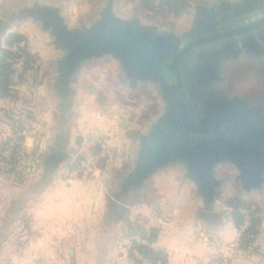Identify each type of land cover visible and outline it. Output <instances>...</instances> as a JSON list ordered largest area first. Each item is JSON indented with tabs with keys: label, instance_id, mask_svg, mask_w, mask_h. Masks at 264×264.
<instances>
[{
	"label": "water",
	"instance_id": "obj_1",
	"mask_svg": "<svg viewBox=\"0 0 264 264\" xmlns=\"http://www.w3.org/2000/svg\"><path fill=\"white\" fill-rule=\"evenodd\" d=\"M114 1L100 0L93 15L77 19L38 2L2 5L0 46L13 26L30 21L59 56L47 65L57 108L47 166L67 159L84 75L102 66L130 94L125 99L146 97L152 108L136 124L138 150L118 176L115 212L123 213V201L155 172L176 164L194 183L204 220L217 219L213 206L230 194L258 198L264 210V0L192 4L184 22L167 25L139 7L119 18ZM218 167L233 176L222 178ZM132 232L145 237L137 226Z\"/></svg>",
	"mask_w": 264,
	"mask_h": 264
},
{
	"label": "crops",
	"instance_id": "obj_2",
	"mask_svg": "<svg viewBox=\"0 0 264 264\" xmlns=\"http://www.w3.org/2000/svg\"><path fill=\"white\" fill-rule=\"evenodd\" d=\"M204 1L214 0H189L180 16L163 19L182 23L189 6ZM34 2L58 7L71 19L87 15L82 8L87 0H0V18L2 5ZM137 4L115 0V14L126 19L138 7L150 13L141 3ZM13 32L26 37L30 52L38 57L36 74L28 76L21 86L36 84L42 96H33L30 101L19 94L14 101L0 99V142L11 132V117L30 115L31 129L24 137L23 148L33 159L27 174L0 172V264H133V242L164 253L165 264H264V210L259 199L244 200L230 194L213 206L211 212L217 219L204 220L199 216L204 211L203 203L180 164L160 169L139 191H132L123 201V213L113 210L110 200L119 199L118 176L126 160L133 162L137 154L136 124L144 114L142 107L127 105L130 117H137L126 126L120 110L116 109L114 116L90 113V97L77 96L69 124L67 154L91 151L100 145L102 150L111 149V155L89 177L68 178V158L55 168L48 167L46 160L55 137L57 108L53 96H48L51 76L47 65L59 56L46 47L38 26L30 21L13 26L8 34ZM31 39L33 48L29 44ZM4 46L3 41L0 47ZM141 99L140 106L142 101L148 103L146 97ZM34 126L39 130L36 140L30 135ZM216 171L222 178L234 174L233 169L226 167ZM235 198L250 205L261 220L254 248L248 251L238 247L239 229L227 207V202ZM134 226L145 232L143 239L132 232Z\"/></svg>",
	"mask_w": 264,
	"mask_h": 264
},
{
	"label": "rangeland",
	"instance_id": "obj_3",
	"mask_svg": "<svg viewBox=\"0 0 264 264\" xmlns=\"http://www.w3.org/2000/svg\"><path fill=\"white\" fill-rule=\"evenodd\" d=\"M100 0H87V4H85L82 8H85L87 10V15L86 16H91L94 13L95 7H97V5L99 4ZM133 3H135V5L138 6L137 2H139V0H131ZM195 2H197V0H195ZM140 5V4H139ZM145 7V6H144ZM85 16V17H86ZM147 16L153 17V18H157L159 19L163 24H168L169 22H167L165 19H163L162 14H160V12H147ZM76 17V16H75ZM26 38V37H25ZM30 44V48H33L34 45V41L31 39V41L29 42ZM264 69V68H263ZM262 69V70H263ZM260 70V72L262 71ZM114 76L112 75V73L110 71H108V69L102 67V66H96L95 68H92L91 70H89L85 75H84V79H83V83L84 85L81 86V92L83 94V96H87L89 98V104L87 105V112H99L100 114H105L108 116H114L115 114H117V110H120L121 112V116H122V122L125 124L126 121L128 124H126V126H129V122L133 121L136 119L137 115H135V117H130V112L127 111L126 107H130V108H134V107H142V109L147 110L149 108V110H152V108L150 109V104L146 103L144 101L143 104H141L140 106V101L143 100L141 98L137 99V101L135 102H129V100L125 99L126 96H129L130 94L128 93H124L123 91L121 92V90L119 89V85L117 83V80L113 78ZM259 83H262V86L264 87V73L262 71L261 75L259 76ZM126 87V86H125ZM16 90L19 91L18 94L21 98H25L27 100H31V98L33 96H42V93L39 92V90H37V85L33 84L31 87L28 85L27 86H16ZM140 96V95H139ZM143 96V95H141ZM104 98V99H103ZM128 105V106H127ZM145 112V111H144ZM138 114V113H136ZM19 118L11 117V121L13 122V127L11 128V132L8 135V137L4 140L0 142V148H2L3 150H6V148H8V146L10 144H12L13 146H15L16 143V139L19 136H24L28 135L27 131L29 129H31V124L32 121L31 120H26V118ZM15 123H18V126L15 125ZM25 123L26 126V130L20 129L18 130L19 124L23 125ZM30 125V126H29ZM25 128V127H24ZM31 132V130H30ZM34 139H38L39 137V130H37V128H32V132L31 134ZM23 146V144H22ZM88 145H85V148H87ZM13 149V147H12ZM47 150V149H46ZM77 150V149H76ZM105 151H107L108 155H111V152H109L110 150L104 149ZM48 152V150H47ZM83 151H75V152H70L68 154V159L66 160V162L70 159L71 154L76 155V154H80ZM87 152V151H84ZM31 154H28L27 152H25V149L23 148V152L20 155V161L19 164L15 167V169L13 170V172L11 174L6 173L5 171H8L10 169V166L8 164V160L9 158H3L0 157V172L5 173L7 175H19V174H27L28 170L30 169V167H32V162L33 159L30 156ZM35 158V157H34ZM113 159V158H112ZM261 204V203H260Z\"/></svg>",
	"mask_w": 264,
	"mask_h": 264
},
{
	"label": "trees",
	"instance_id": "obj_4",
	"mask_svg": "<svg viewBox=\"0 0 264 264\" xmlns=\"http://www.w3.org/2000/svg\"><path fill=\"white\" fill-rule=\"evenodd\" d=\"M170 1H172V3H167V6L169 4L171 10L179 11L181 2L178 0ZM4 45L5 46L3 48L0 47V99L14 101L18 99L16 86L24 84L28 76L31 74H36L38 57L30 52L27 45V39L18 32L9 33L4 39ZM20 60H22L21 70L17 75V80L14 81L13 77L16 73L17 64ZM24 118L29 120L30 115L25 114ZM15 125L18 126V123H15ZM27 128L25 123L23 125L19 124L18 130H26ZM23 140L24 136H19L16 139L15 146H13L12 149L11 157L8 160L10 169L5 171L6 173L11 174L15 167L19 164V157L23 152ZM91 151H102V147L99 145L91 149ZM105 162L106 160L102 162L101 166H103ZM227 207L231 210V216L237 229H240L244 222V215L241 213V211L243 209L249 210V226L241 235L238 242V247L243 251L253 249L257 235L259 233V226L261 222L260 217H258L255 211L251 210L250 205H247L236 198L230 199L227 202ZM131 248L132 250H136V252L153 263L159 262L161 264H165L166 262V255L164 253L150 249L146 245L133 242ZM133 264L142 263L133 256Z\"/></svg>",
	"mask_w": 264,
	"mask_h": 264
},
{
	"label": "built area",
	"instance_id": "obj_5",
	"mask_svg": "<svg viewBox=\"0 0 264 264\" xmlns=\"http://www.w3.org/2000/svg\"><path fill=\"white\" fill-rule=\"evenodd\" d=\"M22 60H20L17 64L16 73L13 77V80H17V75L21 70ZM13 145L10 144L6 150L0 148V157L10 158L12 154ZM109 157L108 153L105 150L93 152H81L80 154L73 155L71 154L70 159L68 160V164L66 165L67 177L70 179H77L81 177H89L93 175L97 170H99L102 166V162L107 160ZM241 213L244 215L243 225L240 227L238 231V237L240 238L243 232L249 226V211L247 209H243ZM132 254L140 261L142 264H161V263H153L150 260L146 259L142 255H140L136 250H132Z\"/></svg>",
	"mask_w": 264,
	"mask_h": 264
},
{
	"label": "flooded vegetation",
	"instance_id": "obj_6",
	"mask_svg": "<svg viewBox=\"0 0 264 264\" xmlns=\"http://www.w3.org/2000/svg\"><path fill=\"white\" fill-rule=\"evenodd\" d=\"M181 2V6L179 11H173L170 9V5L167 3H172L170 0H139V3H141L145 8H147L150 12H160L163 16H170V17H178L180 16L183 11H185L187 4L189 3V0H178ZM195 1V0H194ZM170 3V4H171Z\"/></svg>",
	"mask_w": 264,
	"mask_h": 264
}]
</instances>
